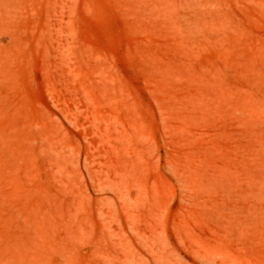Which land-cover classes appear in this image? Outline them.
<instances>
[{
    "label": "rangeland",
    "instance_id": "374dc122",
    "mask_svg": "<svg viewBox=\"0 0 264 264\" xmlns=\"http://www.w3.org/2000/svg\"><path fill=\"white\" fill-rule=\"evenodd\" d=\"M0 264H264V0H0Z\"/></svg>",
    "mask_w": 264,
    "mask_h": 264
}]
</instances>
